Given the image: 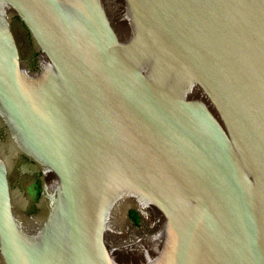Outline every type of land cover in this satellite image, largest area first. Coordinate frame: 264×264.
<instances>
[{
  "label": "water",
  "instance_id": "water-1",
  "mask_svg": "<svg viewBox=\"0 0 264 264\" xmlns=\"http://www.w3.org/2000/svg\"><path fill=\"white\" fill-rule=\"evenodd\" d=\"M0 129V264H264V0H0Z\"/></svg>",
  "mask_w": 264,
  "mask_h": 264
},
{
  "label": "flooded vegetation",
  "instance_id": "flooded-vegetation-1",
  "mask_svg": "<svg viewBox=\"0 0 264 264\" xmlns=\"http://www.w3.org/2000/svg\"><path fill=\"white\" fill-rule=\"evenodd\" d=\"M15 32L19 39L23 57L32 64L35 62L36 55L28 41V35L25 29L21 25H17V27H15ZM22 39L24 41L26 39V44H21ZM1 139L2 131L0 129V140ZM11 171V179L13 177L16 180L13 185L11 183L12 181L10 182L12 189H15L13 194L15 195L13 196L15 203H17L21 211H24L27 214L35 212L42 192L40 173L35 169L31 161L22 156H19L15 160Z\"/></svg>",
  "mask_w": 264,
  "mask_h": 264
},
{
  "label": "rangeland",
  "instance_id": "rangeland-1",
  "mask_svg": "<svg viewBox=\"0 0 264 264\" xmlns=\"http://www.w3.org/2000/svg\"><path fill=\"white\" fill-rule=\"evenodd\" d=\"M21 42H22V44H23V42H24L23 39H22ZM11 181H12V182H11L12 185L15 184V182H16L15 178H13V177H12ZM133 220L136 221V217H135V216H134Z\"/></svg>",
  "mask_w": 264,
  "mask_h": 264
}]
</instances>
